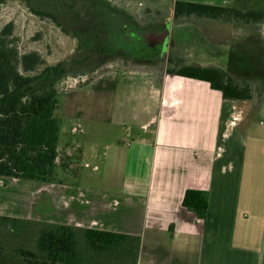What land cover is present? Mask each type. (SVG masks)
Here are the masks:
<instances>
[{"label": "crops", "instance_id": "obj_1", "mask_svg": "<svg viewBox=\"0 0 264 264\" xmlns=\"http://www.w3.org/2000/svg\"><path fill=\"white\" fill-rule=\"evenodd\" d=\"M127 1L148 16L163 4L173 14L176 2L264 11V0ZM213 21L220 55L259 46L260 23ZM148 25L165 42L166 25ZM219 65L206 68L229 75ZM58 96L54 179L0 177V216L138 237L133 264H264V107L223 99L166 66L113 68ZM65 128L83 139L60 146ZM97 141L109 142L102 153ZM187 190L208 193L205 220L182 207Z\"/></svg>", "mask_w": 264, "mask_h": 264}, {"label": "rangeland", "instance_id": "obj_2", "mask_svg": "<svg viewBox=\"0 0 264 264\" xmlns=\"http://www.w3.org/2000/svg\"><path fill=\"white\" fill-rule=\"evenodd\" d=\"M53 5L65 8L64 2L59 0H5L0 4V31L9 23L13 25L8 41L19 54L38 53L43 60L38 71L60 62L66 64L67 74L56 85L58 94L81 87L98 74L113 68L145 66L158 71L169 66L168 60L175 64L179 59L183 65L206 68L218 67L220 63L232 68L230 77L252 88V104L256 108L264 107V24L257 28L260 47L257 45L254 50L229 55L224 52L220 55L219 52L225 51V45L216 40L221 36L218 22L205 18L199 21L196 16L173 20L172 8L168 4L157 6V10L148 16L144 7L139 8L137 4L131 6L127 0H77V6L67 15H57V22L32 12L35 9L55 12L56 15ZM151 22L166 25L168 37L165 42L161 41L164 35L160 38L157 34L151 36L146 33L152 28L148 25ZM164 28L161 27V30ZM132 30L136 34H130ZM157 45L163 49L154 53ZM59 97L57 95L58 100ZM65 129L60 133V146L71 140L83 139L79 133L72 137L68 128ZM106 143L109 142L97 141L100 153ZM76 162L82 163L80 160ZM75 170L86 172L79 167ZM56 172L61 179L62 171ZM41 226L40 222L19 220L8 228H0V240L4 246L0 264H26L14 255L15 249L38 253L36 238ZM77 241L81 248V264H126L127 258V264H133V258L128 257L130 251L123 247L110 253L96 254L84 248L81 235L77 236Z\"/></svg>", "mask_w": 264, "mask_h": 264}, {"label": "trees", "instance_id": "obj_3", "mask_svg": "<svg viewBox=\"0 0 264 264\" xmlns=\"http://www.w3.org/2000/svg\"><path fill=\"white\" fill-rule=\"evenodd\" d=\"M5 0H0V4ZM63 1L65 8H52L55 12L32 9L35 15L49 17L57 22V15L65 16L77 6V0ZM196 16L211 20H239L264 24V11H241L233 8L176 2L173 19ZM13 25L7 24L0 31V177L19 180L51 182L57 159L60 122L56 116L58 108L56 85L66 76V64L43 65L36 52L19 54L8 41ZM89 46L86 47L88 49ZM167 74L205 81L213 90L219 91L223 99L246 101L253 95L246 83L233 80L223 70L183 65L179 59L168 60ZM174 64V66H171ZM182 207L205 220L208 193L187 190ZM19 220L0 216V228H8ZM84 248L96 254H106L120 248L127 252L136 249L138 237L124 234L85 229L81 234ZM38 253L19 248L14 255L26 264H81V248L72 227L42 225L37 238ZM4 246L0 240V258Z\"/></svg>", "mask_w": 264, "mask_h": 264}, {"label": "flooded vegetation", "instance_id": "obj_4", "mask_svg": "<svg viewBox=\"0 0 264 264\" xmlns=\"http://www.w3.org/2000/svg\"><path fill=\"white\" fill-rule=\"evenodd\" d=\"M120 30H122V31H123V33L125 32V29L123 30L122 28H120ZM129 33H130V34H132V33L136 34V32H135V31H133V30H132V32H131V31H129ZM130 34H129V35H130ZM159 40H160V39H159ZM158 43H160V42H158ZM158 43H157V44H158ZM160 47H161V46L157 45V46H156V48H158V49H156L154 53H157V52H159L160 50H162V49H163V48L161 49ZM133 52H134V51H133ZM134 53H135V52H134ZM134 53H133V54H134ZM135 54H136V53H135Z\"/></svg>", "mask_w": 264, "mask_h": 264}, {"label": "built area", "instance_id": "obj_5", "mask_svg": "<svg viewBox=\"0 0 264 264\" xmlns=\"http://www.w3.org/2000/svg\"><path fill=\"white\" fill-rule=\"evenodd\" d=\"M76 83V82H75ZM76 84H74V86H75ZM79 127V126H78ZM73 131H75V129H73Z\"/></svg>", "mask_w": 264, "mask_h": 264}, {"label": "water", "instance_id": "obj_6", "mask_svg": "<svg viewBox=\"0 0 264 264\" xmlns=\"http://www.w3.org/2000/svg\"><path fill=\"white\" fill-rule=\"evenodd\" d=\"M161 41H163V39H161Z\"/></svg>", "mask_w": 264, "mask_h": 264}]
</instances>
